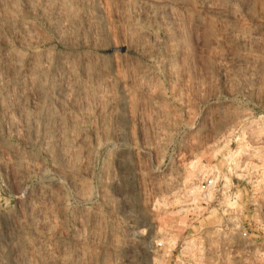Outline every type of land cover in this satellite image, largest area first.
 <instances>
[{
    "label": "rangeland",
    "instance_id": "374dc122",
    "mask_svg": "<svg viewBox=\"0 0 264 264\" xmlns=\"http://www.w3.org/2000/svg\"><path fill=\"white\" fill-rule=\"evenodd\" d=\"M0 179V264H171L235 214L264 250V0H0Z\"/></svg>",
    "mask_w": 264,
    "mask_h": 264
},
{
    "label": "built area",
    "instance_id": "2783aa9c",
    "mask_svg": "<svg viewBox=\"0 0 264 264\" xmlns=\"http://www.w3.org/2000/svg\"><path fill=\"white\" fill-rule=\"evenodd\" d=\"M222 181V198L237 202L238 182L232 178ZM193 188L187 193L190 199L200 202L206 209L214 206L221 190L220 173L215 171L207 178L197 179ZM260 226L264 229V224ZM155 248L161 260L171 261V264H262L264 259L262 244L253 235L251 222L237 214L222 219L213 227L194 229V233L176 242L165 234L155 242Z\"/></svg>",
    "mask_w": 264,
    "mask_h": 264
},
{
    "label": "bare ground",
    "instance_id": "6f19581e",
    "mask_svg": "<svg viewBox=\"0 0 264 264\" xmlns=\"http://www.w3.org/2000/svg\"><path fill=\"white\" fill-rule=\"evenodd\" d=\"M192 188V187H191ZM192 190H194V188L192 189ZM173 241V240H172ZM176 241V240H175Z\"/></svg>",
    "mask_w": 264,
    "mask_h": 264
}]
</instances>
